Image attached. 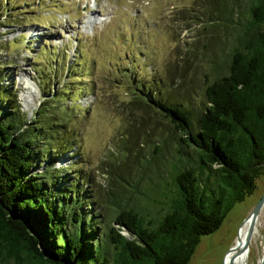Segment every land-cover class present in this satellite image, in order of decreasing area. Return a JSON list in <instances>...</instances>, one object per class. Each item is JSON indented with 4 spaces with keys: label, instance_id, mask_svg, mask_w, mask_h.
Wrapping results in <instances>:
<instances>
[{
    "label": "trees",
    "instance_id": "1",
    "mask_svg": "<svg viewBox=\"0 0 264 264\" xmlns=\"http://www.w3.org/2000/svg\"><path fill=\"white\" fill-rule=\"evenodd\" d=\"M229 2L218 1L215 15L230 22L234 5L243 19L231 21L226 68L212 66L196 119L189 107L154 98V88L133 94L128 109L154 110L170 134L160 143L174 151L167 161L143 158L129 175L117 170L131 155L124 141L120 163L108 169L116 189L107 192V213L91 206L78 174L35 170L75 147L59 136L64 122L49 112L47 94L27 120L12 85L0 83V264H185L200 235L253 191L264 174V0ZM137 155L138 146L134 164Z\"/></svg>",
    "mask_w": 264,
    "mask_h": 264
},
{
    "label": "rangeland",
    "instance_id": "2",
    "mask_svg": "<svg viewBox=\"0 0 264 264\" xmlns=\"http://www.w3.org/2000/svg\"><path fill=\"white\" fill-rule=\"evenodd\" d=\"M218 1L0 0V83L12 85L18 111L27 120L46 93L49 112L55 110L64 122L59 136L75 143L70 156L54 152L53 160L35 170L54 168L67 179L78 174L80 191L97 202L91 206L107 213V192L113 187L108 169L120 163L124 141L131 140V155L129 164H119L120 173L139 172L143 158L158 154L167 161L174 150L171 143H160L170 135L166 123L152 109H128L129 101L137 88H154V98L185 105L196 119L204 83L217 73L213 65L222 61L219 71L226 68L221 54L235 33L231 21L243 19L234 5L230 22L216 16ZM263 191L264 174L216 229L200 235L185 264H224L238 225ZM255 228L246 264H258L264 250L262 206Z\"/></svg>",
    "mask_w": 264,
    "mask_h": 264
},
{
    "label": "bare ground",
    "instance_id": "3",
    "mask_svg": "<svg viewBox=\"0 0 264 264\" xmlns=\"http://www.w3.org/2000/svg\"><path fill=\"white\" fill-rule=\"evenodd\" d=\"M262 207H264V202L262 204ZM255 223H256V220L254 222V227H253L254 230L256 229ZM247 224H248V220H245L241 224L239 228L240 231L238 232V236L236 237L234 245L230 247V249L225 254L226 257H224V264H246L248 249H247L246 255H244L242 253V248H243V242H244V233H245ZM258 264H264V250L262 254L259 256Z\"/></svg>",
    "mask_w": 264,
    "mask_h": 264
},
{
    "label": "water",
    "instance_id": "4",
    "mask_svg": "<svg viewBox=\"0 0 264 264\" xmlns=\"http://www.w3.org/2000/svg\"><path fill=\"white\" fill-rule=\"evenodd\" d=\"M264 202V191L259 195V197L256 199V201L254 202V204L252 205L251 209L249 210V212L244 216V218L242 219V221L240 222V224L238 225V228L240 227V225L245 221L248 220V224L247 227L245 229V233H244V242H243V248H242V253L244 255H246L247 249H248V242H249V238L251 236V233L253 232V227H254V222L257 218V214L262 206ZM237 228V231H238ZM237 233V232H236ZM223 261V259H222Z\"/></svg>",
    "mask_w": 264,
    "mask_h": 264
}]
</instances>
